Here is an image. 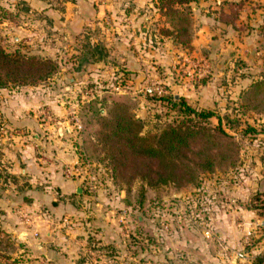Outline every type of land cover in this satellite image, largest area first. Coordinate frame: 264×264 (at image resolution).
Listing matches in <instances>:
<instances>
[{"label": "rangeland", "instance_id": "obj_1", "mask_svg": "<svg viewBox=\"0 0 264 264\" xmlns=\"http://www.w3.org/2000/svg\"><path fill=\"white\" fill-rule=\"evenodd\" d=\"M166 4L0 0V47L56 62L42 79L0 85V264H137V249L138 264H264V208L250 203L264 192V98L243 94L264 75V0H189L171 19ZM177 25L188 30L175 37ZM151 82L165 93H145ZM105 89L131 99L144 133L188 120L174 96L209 109L232 149L195 183L135 185L113 172L98 126L83 130ZM18 117L35 124L5 121ZM54 173L78 188L61 194Z\"/></svg>", "mask_w": 264, "mask_h": 264}, {"label": "trees", "instance_id": "obj_2", "mask_svg": "<svg viewBox=\"0 0 264 264\" xmlns=\"http://www.w3.org/2000/svg\"><path fill=\"white\" fill-rule=\"evenodd\" d=\"M164 14L170 19L181 15V5L189 0H167ZM179 5V6H178ZM165 7V6H164ZM179 31L186 32L185 25L176 26ZM90 60L97 59L94 51L99 53L102 46H91ZM56 69V62L48 57H39L34 54L23 53L18 50L5 51L0 47V85L7 81L29 83L48 76ZM247 100L262 101L264 98V75L253 81L246 91H243ZM97 100L89 102L91 115L84 121L83 130L90 134L91 125H97L94 130L96 141L104 149L105 155L111 162L113 172L119 171L127 177L138 175L148 184L156 185L166 182L192 183L198 179L199 171H212L218 150L232 149L233 134L221 126L216 115L217 124H208L205 120L214 115L211 110H195L186 104L180 97V107L186 113L188 120H177L160 128L159 132L144 133V123L135 118L131 111V99L122 92L116 93L105 89ZM152 95V94H150ZM162 98V96H157ZM107 101L110 118H105L99 111L102 102ZM202 120H190L191 116ZM89 122V123H88ZM82 123V122H81ZM91 123V124H90ZM135 123V134H134ZM89 124V126H88ZM136 148V166H135ZM93 153V152H91ZM253 198H255L253 200ZM251 199V208H264V192H256ZM252 201H254L252 204ZM256 201V202H255ZM249 203V204H250Z\"/></svg>", "mask_w": 264, "mask_h": 264}, {"label": "crops", "instance_id": "obj_3", "mask_svg": "<svg viewBox=\"0 0 264 264\" xmlns=\"http://www.w3.org/2000/svg\"><path fill=\"white\" fill-rule=\"evenodd\" d=\"M11 117V116H10ZM7 122H9L8 124H12V125H17V126H24V125H29L31 124H35V121L33 119H25V118H10L9 120H5ZM37 124H40L39 122H37ZM52 176V181L54 182V185L56 188H58V190L61 191V194H68L70 193L71 190H74L76 188H78V184L75 180H70V179H64L62 176L58 175V174H53ZM46 187H48V185H46Z\"/></svg>", "mask_w": 264, "mask_h": 264}, {"label": "built area", "instance_id": "obj_4", "mask_svg": "<svg viewBox=\"0 0 264 264\" xmlns=\"http://www.w3.org/2000/svg\"><path fill=\"white\" fill-rule=\"evenodd\" d=\"M166 89L158 84H155L154 82H151L150 84L147 85V87L145 88V93H156V94H160V93H165ZM74 118V120H71V122L73 123V125H75L76 127H80V123L78 121V119L76 118L75 115L72 116ZM76 170H74L70 165L69 166H65L64 168V175L69 177L70 175H76ZM251 233L252 231H250L249 229H246V231L244 230L243 232V242L244 244H248L250 237H251ZM236 256L239 257H243L245 256V251L244 250H238L236 252Z\"/></svg>", "mask_w": 264, "mask_h": 264}, {"label": "water", "instance_id": "obj_5", "mask_svg": "<svg viewBox=\"0 0 264 264\" xmlns=\"http://www.w3.org/2000/svg\"><path fill=\"white\" fill-rule=\"evenodd\" d=\"M78 191H79V189H78Z\"/></svg>", "mask_w": 264, "mask_h": 264}]
</instances>
